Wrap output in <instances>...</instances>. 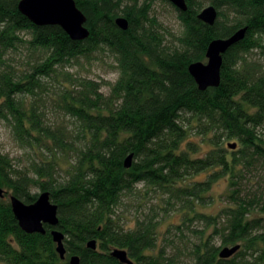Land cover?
Masks as SVG:
<instances>
[{
    "label": "trees",
    "instance_id": "16d2710c",
    "mask_svg": "<svg viewBox=\"0 0 264 264\" xmlns=\"http://www.w3.org/2000/svg\"><path fill=\"white\" fill-rule=\"evenodd\" d=\"M19 1L0 0V118L30 157L20 162L0 151V188L26 203L39 196L33 188L50 191L67 258L56 250L54 226L27 233L11 201L0 198V261L69 264L78 254L82 264H127L111 254L119 247L134 264H264V192L248 189L252 166L264 165V63L248 57L264 52V0H209L219 10L214 25L198 17L205 0H187L186 11L174 6L180 35L153 15L155 0H76L88 18L84 40L59 25L34 24ZM119 16L128 29L117 25ZM243 26L246 37L224 54L220 85L200 90L190 64L206 61L212 40ZM22 47L33 56L19 69L6 55ZM98 52L112 53L119 71L109 93L103 81L70 69ZM47 101L64 121L48 123ZM184 114L211 145L203 155L202 143L188 140ZM230 139L236 150L224 145ZM209 169L207 180H190ZM222 177L229 181L227 205L216 214L201 210ZM140 184L147 189L137 190ZM127 195L136 202L133 225L122 219ZM149 199L157 201L143 212ZM170 213L180 222L164 225ZM92 239L97 249L88 246ZM237 244L234 256L220 257Z\"/></svg>",
    "mask_w": 264,
    "mask_h": 264
},
{
    "label": "water",
    "instance_id": "95a60500",
    "mask_svg": "<svg viewBox=\"0 0 264 264\" xmlns=\"http://www.w3.org/2000/svg\"><path fill=\"white\" fill-rule=\"evenodd\" d=\"M180 11L188 9L187 0H168ZM19 10L38 26L59 25L73 40H84L89 37L90 29L87 26V15L79 8L76 0H20ZM219 10L209 4L203 8L198 17L209 25H214L218 19ZM117 25L126 30L129 28V20L124 16L116 18ZM248 26L237 29L229 37H221L212 40L208 46L207 61H195L190 64L189 71L194 77L200 90H207L210 87H217L222 80V67L224 54L234 45L242 41L248 31ZM236 143H230L235 148ZM134 154H130L125 160V166L130 168L133 165ZM0 188V195L5 193ZM11 205L15 217L21 228L27 233H46L45 224L54 226L51 233L56 242V250L62 259L67 258L66 234L58 227L60 223L58 205L51 199L50 191H42L33 203H26L16 195L11 196ZM88 246L97 249V239L88 242ZM241 249V244L225 246L220 250L221 258H231ZM112 256L123 263L134 264L129 257L128 251L119 247L113 248ZM69 264H82L78 254L69 256Z\"/></svg>",
    "mask_w": 264,
    "mask_h": 264
},
{
    "label": "rangeland",
    "instance_id": "374dc122",
    "mask_svg": "<svg viewBox=\"0 0 264 264\" xmlns=\"http://www.w3.org/2000/svg\"><path fill=\"white\" fill-rule=\"evenodd\" d=\"M143 1L144 0H141V2ZM210 3L211 2L209 0H205L201 10ZM225 12L229 14L231 19L234 17L233 14L230 13L228 10H225ZM153 15L157 16V19L165 26H167L168 27L167 29L171 30L175 34L180 35L182 33L183 26L181 21L178 19V12L174 7V5L169 1L155 0L153 5ZM170 39L171 37L168 36V40ZM31 56H33L32 51H30L26 47H22L19 50H11L10 53L6 55L7 59H10L11 65L19 69H23L24 65L28 66V62L32 60L30 59ZM248 57L249 59L258 60L264 63V52L261 49L254 50L252 53L248 55ZM70 69L74 72H78L79 74H82L83 76H87L90 78L103 81L104 84L103 90L106 93L110 92L111 85L119 77V71L116 69L115 57L110 52H98L89 59L81 58L75 60ZM46 111L48 118H50L48 120V123L50 122L58 123L60 121H64L65 118L64 115H57L56 113H54L55 109L52 107L49 101H47L46 103ZM184 116H185V122L189 121L188 123L191 125V132H190L191 134L189 135L188 140L197 142L198 144L202 143L200 144L201 147L198 153L201 155L205 154V152L210 149L211 145L207 143V141L204 139L205 136H202L201 134L197 133V127L193 128L194 125L197 124L196 120L193 119L190 114H184ZM68 120L69 119H67V121ZM229 142H234V143H238V142L233 139L226 140L224 142V145L227 146L229 150L231 151L236 150L238 145L235 148H230L228 147ZM0 151L10 155V157L20 162H26V160H28L30 157V152L28 151V149L26 150L22 148L19 141H17L12 125L7 120L1 118H0ZM31 155H33V153H31ZM212 171H213L212 169H209L207 171L199 172L194 176H192L190 180H199V181L207 180L209 177V173H212ZM248 177L250 178L249 179L250 181L248 182L249 191L256 192L258 195H260L262 191L264 192V165L254 164V166H252L251 172L248 174ZM146 189H147L146 186L140 184L137 190L144 191ZM228 190H229V181L227 178L222 177L214 181L212 183V188L209 193L211 197L213 196V198H211L212 203L208 202L206 205H201L199 208L203 211H206L207 213H215V214L218 213L220 209L225 205H227L228 203L227 200ZM32 192L40 194L42 192V189L35 187L33 188ZM124 201L125 204L121 206L123 223L128 225H133L134 220L136 219V215H135L136 202L132 199L131 195H127ZM156 201H157L156 199H149L147 201L148 204L144 203L143 212L145 211L148 212L149 208L152 207L153 206L152 204L156 203ZM168 222H175V223L180 222V215L177 213H170L168 215V220L167 222H165L164 225H167ZM202 224L203 223L200 221L195 222L196 227H202ZM54 228L55 227H53V229ZM162 228L164 229L165 226H162ZM189 235H193V233L189 232ZM183 259L185 261H190L192 263V261L190 259H187L185 256L183 257ZM0 264H6V263L0 261Z\"/></svg>",
    "mask_w": 264,
    "mask_h": 264
},
{
    "label": "flooded vegetation",
    "instance_id": "af4514ba",
    "mask_svg": "<svg viewBox=\"0 0 264 264\" xmlns=\"http://www.w3.org/2000/svg\"><path fill=\"white\" fill-rule=\"evenodd\" d=\"M11 196H12V194H7L6 192L3 194V195H0V198H2V199H7L8 200V198H9V200L11 201ZM46 225L47 224H45V227H46ZM46 229H47V227H46ZM53 228H51V230H52ZM7 264V263H6Z\"/></svg>",
    "mask_w": 264,
    "mask_h": 264
},
{
    "label": "bare ground",
    "instance_id": "6f19581e",
    "mask_svg": "<svg viewBox=\"0 0 264 264\" xmlns=\"http://www.w3.org/2000/svg\"><path fill=\"white\" fill-rule=\"evenodd\" d=\"M205 7H206V6H205ZM205 7H204V8H205ZM5 192L7 193V191H5ZM12 195H14V194H12Z\"/></svg>",
    "mask_w": 264,
    "mask_h": 264
}]
</instances>
